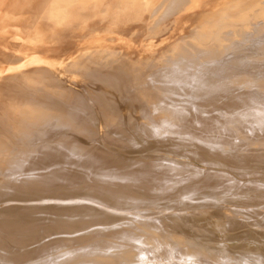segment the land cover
Here are the masks:
<instances>
[{"label":"bare ground","instance_id":"obj_1","mask_svg":"<svg viewBox=\"0 0 264 264\" xmlns=\"http://www.w3.org/2000/svg\"><path fill=\"white\" fill-rule=\"evenodd\" d=\"M263 27L264 0H0V264H264Z\"/></svg>","mask_w":264,"mask_h":264},{"label":"rangeland","instance_id":"obj_2","mask_svg":"<svg viewBox=\"0 0 264 264\" xmlns=\"http://www.w3.org/2000/svg\"><path fill=\"white\" fill-rule=\"evenodd\" d=\"M262 32H264V27H263V30L260 31V33H262ZM248 39H249V38H248ZM250 41H251V40H250ZM250 41H249V40L247 41L248 44H250V43L252 44V41H251V42H250ZM249 42H250V43H249ZM251 44H250V45H251ZM259 174H260V173H259ZM259 177H260V178H259ZM261 177H262V178H261ZM254 178L256 179V181H255ZM254 178H252V180H253L255 183H254L253 181H251V180H247L249 186H253V187H254V184H256V182L258 183V181H260V183L264 182V181H263V178H264V175H263V174H262V175H259V176H258V174H257V176L254 177ZM257 178H258L259 180H258ZM249 181L251 182V184L249 183ZM252 183H253V184H252ZM255 186H257V184H256ZM261 186H262L263 189H264V184H261V185L258 184V187H257V188L261 189V188H260ZM263 189H262V190H263ZM263 191H264V190H263ZM254 228H255V227H254ZM257 229H258V231L255 230V231H253L252 233L250 232V234H249V233H246V236H245V234L243 233L242 235L245 236V237H243L242 235H240V237H241L242 239H240L239 241H244V239H245L246 242H247V244H249L248 242H250V244L253 243L252 245H258V244H259V245H261L262 248H264V243H263V241H264V229H263V231H262V229L259 230L258 227H257ZM250 231H252V230H250ZM259 232H260V233H259ZM258 233H259V235H262L261 237H262L263 239H262L261 237L257 236ZM262 233H263V234H262ZM252 234H254V237H253ZM256 234H257V235H256ZM222 235H223V237H225V238L228 237V235H225V234H222ZM222 235H221V236H222ZM251 235H252V236H251ZM226 236H227V237H226ZM240 237H239V238H240ZM248 237H250V239H249ZM258 237L260 238V241L257 239ZM246 238H247V239H246ZM253 239H254V240H253ZM255 239H256V240H255ZM261 239H262V240H261ZM248 240H249V241H248ZM250 240H251V241H250ZM252 241H253V242H252ZM258 241H259V242H258ZM227 242L230 243L231 240H230V241H227ZM227 242H226V245H228V246L230 245V250H233V248L231 249L232 242H231V244H229V243L227 244ZM256 242H257V244H254V243H256ZM212 243H213V242H212ZM216 243H217V241H216ZM261 243H263V244H261ZM213 244H215V243H213ZM156 245H157V244H156ZM156 245H155V244L153 245V246H154L153 249H156V250H159V251H153V253H152L153 255H151V254L149 253L150 255H149V254H148L149 256L147 255V257L149 258V261L151 260V257L154 256L155 253L157 252V253H156L157 255H155V258L153 257L154 259L152 260V262H153L152 264H154V260H156V259H157V260L155 261V263L157 262V264H160V263H162V262H167L165 259H168V257H169V255H168L169 252L167 251V256H164V253H165L164 251H165V249L163 248V254H162V250H161L162 248H161V246L158 245L159 247L156 248ZM252 245H247V246H245L242 250L240 249V251H239V249H238V250H236V253L238 252V253H240V254H243V253H242V251H243L244 254H246V253H248L247 249H249ZM262 245H263V246H262ZM216 246H218V245H216ZM226 247H227V246H226ZM232 247H233V246H232ZM160 248H161V249H160ZM160 250H161V251H160ZM166 250H167V249H166ZM158 252H161V254H158ZM245 252H246V253H245ZM158 255H160V257H159ZM165 255H166V253H165ZM232 255L234 256V254H232ZM157 256H158V257H157ZM161 257H162V258H161ZM164 257H166V258H164ZM148 258H147V259H148ZM158 258H159V259H158ZM145 259H146V258H145ZM145 259H144V260H145ZM194 259H195V260H194ZM192 260H194V263H193V264H199V263L202 264V263H203V262L201 263V261H200L199 259H197V258H192V259H191V263L193 262ZM161 261H162V262H161ZM195 261H197V262H195ZM247 261H248V260H247ZM145 262H146V260H145ZM248 262H249V261H248ZM147 263H148V262H147ZM149 263H150V262H149ZM149 263H148V264H149ZM150 264H151V263H150ZM165 264H172V263H171V262H167V263H165ZM220 264H228V263H227V262H222V263H220ZM229 264H239V262H238V263H234V260H233V259H230Z\"/></svg>","mask_w":264,"mask_h":264}]
</instances>
